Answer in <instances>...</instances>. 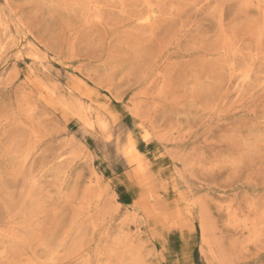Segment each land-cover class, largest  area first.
<instances>
[{"label":"rangeland","instance_id":"rangeland-1","mask_svg":"<svg viewBox=\"0 0 264 264\" xmlns=\"http://www.w3.org/2000/svg\"><path fill=\"white\" fill-rule=\"evenodd\" d=\"M0 264H264V0H0Z\"/></svg>","mask_w":264,"mask_h":264},{"label":"bare ground","instance_id":"bare-ground-1","mask_svg":"<svg viewBox=\"0 0 264 264\" xmlns=\"http://www.w3.org/2000/svg\"><path fill=\"white\" fill-rule=\"evenodd\" d=\"M45 98H46V97H45ZM137 136H138V135H137ZM137 139H138V138H137ZM137 139H136V140H137ZM138 144H139V143H138ZM144 145H145V144H143V146H144ZM136 147H137V146H136ZM137 148H138V147H137ZM139 152H140V151H139ZM146 152H147V151H146ZM116 160H117V159H116ZM100 163H101V162H100ZM132 190H133V189H132ZM132 190H131V191H132ZM181 244H182V242H181ZM179 246H180V245H179ZM172 251H173V250H172ZM174 252H175V251H174ZM172 254H173V253H172ZM168 258H169V257H168Z\"/></svg>","mask_w":264,"mask_h":264}]
</instances>
